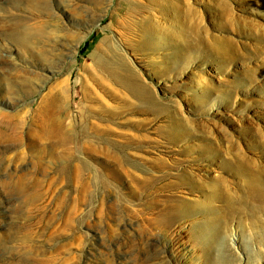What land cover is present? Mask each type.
<instances>
[{
	"label": "rangeland",
	"instance_id": "374dc122",
	"mask_svg": "<svg viewBox=\"0 0 264 264\" xmlns=\"http://www.w3.org/2000/svg\"><path fill=\"white\" fill-rule=\"evenodd\" d=\"M133 1L0 0V264H264V0Z\"/></svg>",
	"mask_w": 264,
	"mask_h": 264
},
{
	"label": "bare ground",
	"instance_id": "6f19581e",
	"mask_svg": "<svg viewBox=\"0 0 264 264\" xmlns=\"http://www.w3.org/2000/svg\"><path fill=\"white\" fill-rule=\"evenodd\" d=\"M18 1H20V2H25V3H23V4H26V5H28V6H35L34 4H32V2H33V0H25V1H21V0H18ZM128 1V2H127ZM122 3V6L120 7V11H119V9L117 10V12H119L118 14H112L111 15V18H112V20H113V22L114 23H117V19L116 18H118L119 16L121 17V13H122V11L123 10H125L126 9V12H125V14H124V18H127V19H131L132 17H133V14H137L136 12L138 11H140L141 10V5H139V3H134V1L133 0H120V4ZM31 9H33V8H31ZM164 16V15H163ZM123 19V18H122ZM139 25V24H138ZM140 27H142L143 29H144V31H145V33H146V36H148V37H150L151 36V32L154 30H156V31H162V30H164L165 31V26H162L161 24L159 25V24H157V23H149L148 21H146L145 19L144 20H142V25H140ZM161 29V30H160ZM167 29V28H166ZM152 39V38H151ZM149 40V39H148ZM237 168L238 169H236V170H238V171H244V173L247 175L248 173H247V170L248 171H251L252 173H256L257 171L256 170H254V169H250V167H248V168H245L244 166H242V165H240V166H237ZM260 171H261V169H260ZM189 177H191V178H194L192 175H188L187 174V172H185V171H182L181 173H179V180L181 181V183L179 184V186L180 185H184V187H186L185 189L186 190H189L190 188H191V185L189 184V183H187V181H188V178ZM182 179V180H181ZM190 179V178H189ZM199 179V178H198ZM198 179H196V180H198ZM194 181V180H193ZM192 181V182H193ZM200 184V183H199ZM250 184L251 185H253V187H252V193H251V195H252V197H255V196H259L257 193H258V188H257V184L255 183V182H253V181H251L250 182ZM201 185V184H200ZM169 186H171V185H169ZM203 186V185H202ZM147 187V186H146ZM145 186H144V188H146ZM202 188V187H201ZM198 189V188H197ZM192 190V189H191ZM259 192H260V196H259V202H262V199H263V197H261V196H263V192L261 191V190H259ZM224 195L222 194V195H219V196H212L211 197V200H212V202L213 203H228V205L226 206L225 204L223 205V206H221L222 208L224 207V206H226V210H225V212H226V214L224 215V219H228V217L230 216V215H234V213L236 214V213H242V209L243 208H241V207H239V206H234V205H231V201L230 200H226V198H227V194H226V196L225 197H223ZM218 208H220V207H218ZM172 209V206H169V205H165L164 206V208H163V210H162V215H161V217H166L167 215H172L171 214V212H170V210ZM165 223H163L162 225L166 228V226L164 225ZM156 226L155 228H159V230H163V226ZM167 230V229H166ZM146 251H148V250H146Z\"/></svg>",
	"mask_w": 264,
	"mask_h": 264
}]
</instances>
